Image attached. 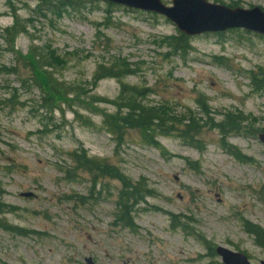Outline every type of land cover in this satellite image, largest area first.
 I'll use <instances>...</instances> for the list:
<instances>
[{
  "label": "rangeland",
  "instance_id": "1",
  "mask_svg": "<svg viewBox=\"0 0 264 264\" xmlns=\"http://www.w3.org/2000/svg\"><path fill=\"white\" fill-rule=\"evenodd\" d=\"M86 2L59 18L35 10L36 0H0V264H221L217 246L262 262V240L245 228L264 234V146L236 133L221 141L215 129H201L202 152L158 135L161 152L133 129L117 145L103 116L126 113L112 103L120 82L94 85L92 75L99 65L127 63L135 75L120 81L145 88L151 108L199 118L202 99L215 121L241 113L264 130V93H253L247 77L264 69V38L245 30L197 35L182 59L167 54L163 40L178 31L164 17ZM218 3L264 10V0ZM13 14L24 29L14 42L4 34ZM38 55L42 69L31 63ZM51 58L58 64L48 68ZM83 150L129 183L144 179L150 192L133 208V229L117 221L121 181L71 163Z\"/></svg>",
  "mask_w": 264,
  "mask_h": 264
},
{
  "label": "trees",
  "instance_id": "2",
  "mask_svg": "<svg viewBox=\"0 0 264 264\" xmlns=\"http://www.w3.org/2000/svg\"><path fill=\"white\" fill-rule=\"evenodd\" d=\"M219 1L222 2V0ZM214 3H218V0H215ZM36 4L35 10L39 11L41 14L49 13L51 15H56L59 18L63 16L62 14L65 9H75V11H77L88 8L86 0H36ZM234 6L235 5L232 4L228 7ZM106 13L109 12L106 11ZM12 16L14 17V23L5 30L4 34H9L10 39L8 41L11 40L14 42L13 39L20 35V32H24V29L18 28L21 23L20 19L15 17L14 14ZM4 41L8 43L7 40ZM188 41L189 37L178 33L175 37L164 38L163 43L171 51L167 54L170 56L176 55L185 59L190 50ZM51 62L52 63L49 64L48 68H51L53 64H58L53 58H51ZM215 62L218 64L217 59H215ZM31 63L32 66L38 64L39 68H43V62L39 55L33 56ZM94 72V75H92V82L94 85H96L98 81L103 80V78L118 79L120 82V95L112 103L114 106H117L119 110H125L126 113L121 114L118 111L114 115L103 116L104 130L111 135L113 140L117 142V145L122 141L125 134L124 129L140 131L141 136L147 139L146 144L148 147H154L161 152L164 150L155 140L158 135H162L163 137H177L187 147L189 146L196 149L198 152H202L204 150V145L201 144V140L198 138L201 129L217 130L219 135L222 136L221 141H224L228 135L232 133H236L242 137L249 136L250 138H256L258 133L264 134L262 128L255 127L256 120L254 118H244L241 113L238 115L224 114L225 116L220 122L215 121L211 109H208V104L203 102L202 99L197 103L199 114L201 116L199 118H197L196 115L192 116L188 113L175 116L168 115L166 113V109L168 108L165 106L158 107L164 112H161L160 109L154 107L151 108L152 105H147L145 102L148 95L145 88L125 85L120 81L121 78L126 77L127 75H135V71L132 70L127 63L121 65L118 69L114 63L109 64V66L104 68L99 65ZM7 73L14 74V68L9 69ZM247 77L250 79V88L253 93H264V69H255V71L249 72ZM47 88L49 91L56 89L52 82L48 84ZM165 121H168V123H165ZM229 149L231 151V156L239 159L241 162H247V159L240 155L236 149ZM70 160L71 163H76L79 166V169L89 172L93 177L96 175L99 177L105 176L110 177L113 180L121 181L122 189L117 195V206L119 207V211H121V220L117 219V221L118 223L122 221L125 224L122 226L133 229L135 224L131 218L133 208L138 202L144 203V197H148V192H150L148 187L143 183L144 179L135 184L129 183L127 178L120 172L119 168L108 165V162L105 160L90 158L84 150L72 152V154H70ZM64 175H67V173ZM3 209L4 206L0 204V212H2ZM172 220L177 221L173 216ZM174 221H171V223L173 224ZM4 229L9 230L8 228ZM245 229L250 234L255 233L258 240L261 238L262 241H259L260 244L263 245V233H259L251 224Z\"/></svg>",
  "mask_w": 264,
  "mask_h": 264
},
{
  "label": "water",
  "instance_id": "3",
  "mask_svg": "<svg viewBox=\"0 0 264 264\" xmlns=\"http://www.w3.org/2000/svg\"><path fill=\"white\" fill-rule=\"evenodd\" d=\"M114 2L140 11H149L163 15L172 22L180 33L188 36L224 32L230 29H244L264 36V12L258 8H226L206 0H172V6L166 7L161 0H103ZM264 146V135L259 134ZM30 194L24 195V197ZM264 250V246H263ZM215 253L221 257L222 264H249L243 254L234 253L217 247ZM86 264H93L88 258ZM259 264H264L260 262Z\"/></svg>",
  "mask_w": 264,
  "mask_h": 264
}]
</instances>
